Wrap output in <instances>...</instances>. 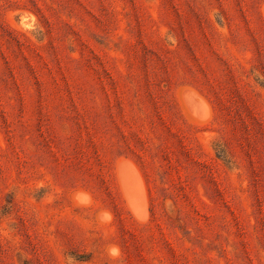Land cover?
I'll list each match as a JSON object with an SVG mask.
<instances>
[{"label": "rangeland", "instance_id": "1", "mask_svg": "<svg viewBox=\"0 0 264 264\" xmlns=\"http://www.w3.org/2000/svg\"><path fill=\"white\" fill-rule=\"evenodd\" d=\"M0 264H264V0H0Z\"/></svg>", "mask_w": 264, "mask_h": 264}, {"label": "clouds", "instance_id": "2", "mask_svg": "<svg viewBox=\"0 0 264 264\" xmlns=\"http://www.w3.org/2000/svg\"><path fill=\"white\" fill-rule=\"evenodd\" d=\"M71 198L74 203L80 205H83L86 202L85 193H83L81 190H74L71 194ZM109 219L110 218L107 216L101 217V222L106 223L109 221ZM106 254L108 258L111 259L113 262H119L122 258L121 250L117 245H109L106 248Z\"/></svg>", "mask_w": 264, "mask_h": 264}, {"label": "bare ground", "instance_id": "3", "mask_svg": "<svg viewBox=\"0 0 264 264\" xmlns=\"http://www.w3.org/2000/svg\"><path fill=\"white\" fill-rule=\"evenodd\" d=\"M137 211H138V210H137ZM139 212H141V211H139ZM136 215L138 216V212L136 213ZM142 215H143V214H142ZM138 217H139V216H138ZM141 217H144V216H141ZM141 217H140V218H141Z\"/></svg>", "mask_w": 264, "mask_h": 264}]
</instances>
